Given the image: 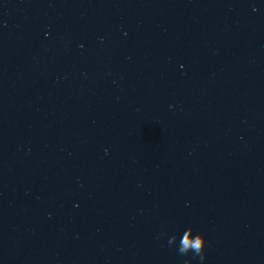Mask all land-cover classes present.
I'll list each match as a JSON object with an SVG mask.
<instances>
[{
	"label": "water",
	"instance_id": "obj_1",
	"mask_svg": "<svg viewBox=\"0 0 264 264\" xmlns=\"http://www.w3.org/2000/svg\"><path fill=\"white\" fill-rule=\"evenodd\" d=\"M186 261L264 264V0H0V264Z\"/></svg>",
	"mask_w": 264,
	"mask_h": 264
},
{
	"label": "clouds",
	"instance_id": "obj_2",
	"mask_svg": "<svg viewBox=\"0 0 264 264\" xmlns=\"http://www.w3.org/2000/svg\"><path fill=\"white\" fill-rule=\"evenodd\" d=\"M192 231L191 228L185 230L179 240L178 253L181 255H187L189 252L194 253L195 256H199L201 260L204 259V248L206 244L205 237L197 233L195 238H191L189 233ZM177 237L172 235L169 237V245L175 244ZM185 264H190V261H186Z\"/></svg>",
	"mask_w": 264,
	"mask_h": 264
}]
</instances>
